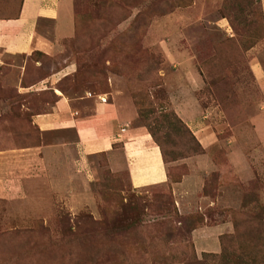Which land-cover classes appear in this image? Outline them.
<instances>
[{
  "label": "rangeland",
  "instance_id": "374dc122",
  "mask_svg": "<svg viewBox=\"0 0 264 264\" xmlns=\"http://www.w3.org/2000/svg\"><path fill=\"white\" fill-rule=\"evenodd\" d=\"M22 2L0 0V19ZM256 3L72 0L67 30L38 23L48 51L0 49V264H239L227 238L225 255L194 253L192 229L264 228ZM63 97L79 116L102 97L149 134L174 112L186 131L158 134L168 181L134 188L122 145L81 155L71 131L41 130Z\"/></svg>",
  "mask_w": 264,
  "mask_h": 264
},
{
  "label": "crops",
  "instance_id": "0c3cea01",
  "mask_svg": "<svg viewBox=\"0 0 264 264\" xmlns=\"http://www.w3.org/2000/svg\"><path fill=\"white\" fill-rule=\"evenodd\" d=\"M261 6L264 14V0ZM48 19L56 23L59 32L64 23L67 30L72 20V0H23L17 17L0 19V49L11 54L48 51L50 41L37 31L39 21ZM256 72L258 78L263 77L260 68ZM71 102L66 97L59 99L57 111L36 115L34 123L43 131H71L81 155L110 152L115 144L122 145L134 188L168 181L160 147L144 128L131 127L115 104L98 101L91 115L79 116V108H72ZM233 231L229 223L193 230L196 253H220V237Z\"/></svg>",
  "mask_w": 264,
  "mask_h": 264
},
{
  "label": "trees",
  "instance_id": "16d2710c",
  "mask_svg": "<svg viewBox=\"0 0 264 264\" xmlns=\"http://www.w3.org/2000/svg\"><path fill=\"white\" fill-rule=\"evenodd\" d=\"M254 1L257 2L259 6L262 8L261 0H254ZM19 11L17 13V16L19 15ZM263 19H264V16H263ZM161 120H164V121H161ZM178 130L184 133L186 131V126L178 118V116L174 114V112L171 113V117L170 118L168 117L167 119H163L162 116L161 117L158 116L156 118V125L150 129V134L152 135V139L160 147L162 159H163V162L165 163V166H166V163L169 162V154L167 153L164 147V143L161 141L158 134L164 133L165 134L164 136L169 137V135H171L172 132L173 133L174 131L179 132ZM172 160L174 161L177 160V154L175 153L173 154ZM167 175L169 177L168 172H167ZM233 228H234V231L232 233L224 234L220 237L222 251L214 255H217V256H222L223 254L225 255L226 252L223 251L225 247H224V243L222 242V240H224V238H227L229 242L231 240L233 243L232 247L235 248L236 252L234 253L236 254L235 257L237 258L236 259L234 257V259H236V261H238L239 264H251V262L253 263V261L257 262L258 264H264V228L260 227L254 231H251V229H249L245 234L243 233V231H239V226L236 223L233 224ZM194 229L195 228H193L192 230Z\"/></svg>",
  "mask_w": 264,
  "mask_h": 264
},
{
  "label": "built area",
  "instance_id": "2783aa9c",
  "mask_svg": "<svg viewBox=\"0 0 264 264\" xmlns=\"http://www.w3.org/2000/svg\"><path fill=\"white\" fill-rule=\"evenodd\" d=\"M100 100L102 101V102H104L105 101V99L104 98H102V97H100ZM124 130V129H123Z\"/></svg>",
  "mask_w": 264,
  "mask_h": 264
}]
</instances>
